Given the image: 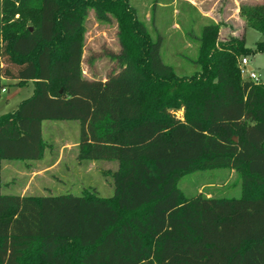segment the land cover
Wrapping results in <instances>:
<instances>
[{"label": "trees", "instance_id": "16d2710c", "mask_svg": "<svg viewBox=\"0 0 264 264\" xmlns=\"http://www.w3.org/2000/svg\"><path fill=\"white\" fill-rule=\"evenodd\" d=\"M89 10L118 27L105 81L82 71ZM240 17L263 39L220 40L211 22L179 74L129 0H0V95L3 78L33 84L0 116V264H264V83L239 65L264 53V5ZM46 121L79 122L80 160L118 163L112 197L2 192L3 162L42 159ZM216 169L240 176L239 197L180 189Z\"/></svg>", "mask_w": 264, "mask_h": 264}, {"label": "rangeland", "instance_id": "374dc122", "mask_svg": "<svg viewBox=\"0 0 264 264\" xmlns=\"http://www.w3.org/2000/svg\"><path fill=\"white\" fill-rule=\"evenodd\" d=\"M189 1L196 4V8L191 7ZM238 1L241 6L264 5V0ZM232 2L230 0H129L137 17L146 24L152 37L161 38L163 61L171 65L179 74H191L197 69L193 64L199 46L197 39L202 28L213 22L212 19L218 21L221 26L220 40L233 33L227 28L233 31L241 30L236 23L239 18L228 20L221 15L224 7ZM200 12L208 13L210 16L202 17ZM243 33L248 48L254 47L256 42L263 39V36L253 29H246ZM119 52L116 21L114 19L109 22L98 21L94 11L89 10L85 21L83 75L88 79L105 81L109 75L118 72V63L110 56ZM244 58L247 59L249 67L261 75V83H264V53ZM4 68L12 74H18V69L13 66L4 65ZM243 78L246 79L247 75ZM1 83L6 88V93L0 95V116L15 110L33 90L32 82L19 86L16 85V81L3 78ZM176 116L182 117V113L177 112ZM43 138L46 149L42 159L3 162V193L35 197L60 194L112 197L113 174L118 171V163L78 158L79 148L76 147L77 144L79 145L78 121L43 122ZM179 187L188 196L201 192L208 196L239 197L241 179L230 169L208 170L183 177Z\"/></svg>", "mask_w": 264, "mask_h": 264}, {"label": "crops", "instance_id": "0c3cea01", "mask_svg": "<svg viewBox=\"0 0 264 264\" xmlns=\"http://www.w3.org/2000/svg\"><path fill=\"white\" fill-rule=\"evenodd\" d=\"M232 1H234V2H232ZM230 2H232V4H230V5H228V6H226V7H224V12L221 14V15H223V16H225L226 18H228V20H231L232 18H235V17H237V18H239V21L238 22H236L237 23V25H238V27L241 29V30H235V31H233V30H231L230 28H227L228 30H229V32H233V33H231V34H233V35H235V36H238V37H241L244 33H243V31H245L244 30V28H245V24H244V21L241 19V17H240V7H241V4H240V1H238V0H230ZM189 4L191 5V7H194V8H196V4H193V2L191 3L190 1H189ZM198 9V8H197ZM198 11H200L199 9H198ZM200 14H201V16L202 17H209L210 15L208 14V13H203V12H200ZM220 15V14H219ZM218 15V16H219ZM212 21L214 22V23H216V24H218V21H216L215 19H212ZM222 32V31H221ZM221 32H220V34H221ZM198 40V39H197ZM248 69L249 68H251V67H247ZM6 93V92H5ZM43 126V125H42ZM78 144L76 145V147L78 148ZM64 146H62V148H63ZM1 175H2V173H1ZM20 196H22V195H20Z\"/></svg>", "mask_w": 264, "mask_h": 264}, {"label": "built area", "instance_id": "2783aa9c", "mask_svg": "<svg viewBox=\"0 0 264 264\" xmlns=\"http://www.w3.org/2000/svg\"><path fill=\"white\" fill-rule=\"evenodd\" d=\"M248 66L249 65H248L247 59L243 58L241 60V63H240V70H241L242 76L247 75V78L246 79H248L250 81H253L255 83H261V75L260 74H257L256 72H254L252 70V68L251 69L250 68L248 69L247 68ZM5 92H6V90L3 89L2 90V93H5Z\"/></svg>", "mask_w": 264, "mask_h": 264}, {"label": "water", "instance_id": "95a60500", "mask_svg": "<svg viewBox=\"0 0 264 264\" xmlns=\"http://www.w3.org/2000/svg\"><path fill=\"white\" fill-rule=\"evenodd\" d=\"M251 69V68H250Z\"/></svg>", "mask_w": 264, "mask_h": 264}]
</instances>
